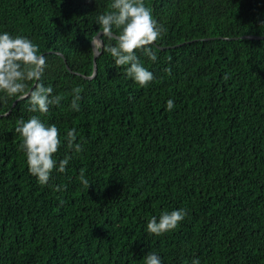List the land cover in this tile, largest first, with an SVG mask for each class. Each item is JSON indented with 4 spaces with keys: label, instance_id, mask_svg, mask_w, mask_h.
I'll list each match as a JSON object with an SVG mask.
<instances>
[{
    "label": "trees",
    "instance_id": "16d2710c",
    "mask_svg": "<svg viewBox=\"0 0 264 264\" xmlns=\"http://www.w3.org/2000/svg\"><path fill=\"white\" fill-rule=\"evenodd\" d=\"M145 4L167 31L157 62L138 53L156 77L141 88L107 52L88 79L95 17L111 0H0V30L40 45L44 83L63 97L46 115L0 100V264H143L150 250L164 264H264V39L243 38L264 37V0ZM32 115L83 137V153L61 147L72 158L49 186L15 132ZM175 208L188 210L179 228L145 232Z\"/></svg>",
    "mask_w": 264,
    "mask_h": 264
},
{
    "label": "clouds",
    "instance_id": "9594fccd",
    "mask_svg": "<svg viewBox=\"0 0 264 264\" xmlns=\"http://www.w3.org/2000/svg\"><path fill=\"white\" fill-rule=\"evenodd\" d=\"M95 24L99 29L91 41L93 52L97 56L109 53L114 65L122 68L128 78L141 88L149 86L156 77L138 53H143L152 63L157 62V52L161 50L159 42L167 30L156 20L145 0H111L110 10L100 12L95 17ZM115 29L119 30V35L114 36ZM105 37L115 39V43L105 44ZM47 69V56L32 38L0 30V100L26 101L31 113L41 115L48 114L53 106L59 107L63 97L55 93L51 84L44 83ZM82 91L79 86L72 89L70 108L74 112L80 111ZM175 107V100L168 99L167 110ZM15 132L21 137L20 147L25 154L29 174L43 186H49L54 172L68 171L72 154L85 151L83 137H79L75 127L69 128L62 137L60 128L46 123L40 115L19 119ZM65 143L72 154L59 158L57 154ZM79 179L84 186H90L83 173ZM56 190H60L59 185ZM187 216L185 208L162 210L159 216L153 215L147 220L145 232L157 237L174 232ZM143 264H164V259L158 251L150 250L143 257ZM191 264H201V261L193 258Z\"/></svg>",
    "mask_w": 264,
    "mask_h": 264
},
{
    "label": "water",
    "instance_id": "95a60500",
    "mask_svg": "<svg viewBox=\"0 0 264 264\" xmlns=\"http://www.w3.org/2000/svg\"><path fill=\"white\" fill-rule=\"evenodd\" d=\"M114 36H116V34H114ZM244 39H251V40H261V39H264V37H256V36H245L243 37ZM94 47V46H93ZM99 56H97L95 53H94V73L91 77H89L88 79H94L95 76L97 75V72H98V67H97V59H98ZM1 116V115H0Z\"/></svg>",
    "mask_w": 264,
    "mask_h": 264
}]
</instances>
